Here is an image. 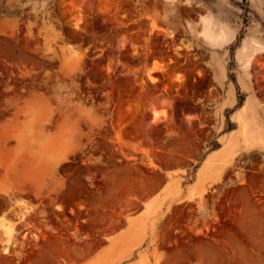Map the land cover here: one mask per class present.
<instances>
[{
    "label": "rangeland",
    "instance_id": "rangeland-1",
    "mask_svg": "<svg viewBox=\"0 0 264 264\" xmlns=\"http://www.w3.org/2000/svg\"><path fill=\"white\" fill-rule=\"evenodd\" d=\"M205 17L216 32L229 31V38L208 34ZM247 98L257 123L246 118L251 131L244 134L237 113ZM263 102L264 0H0V134L7 137L0 144V214L13 204L3 189L22 167L18 156L43 158L30 165L37 173L15 194L25 197L28 189L44 196L61 187L60 173L86 156L82 192L87 183L99 186L91 208L82 210L93 216L64 236L49 229L44 244L52 237L71 250L99 243L89 256L55 254L47 264H169L176 249L181 254L174 264H264L258 215L231 190L241 159L264 158ZM180 133L189 140L178 150ZM246 134L256 137L245 143ZM95 139L111 155L125 156L112 159L114 168L100 180L91 172L97 161L86 151ZM231 151V163H223V153ZM170 152L175 158L162 161ZM128 164L156 175L155 182L147 191L102 202L108 174ZM256 203L263 218L264 206ZM39 207L31 203L30 213L14 224L13 241L0 229V264H35L33 253L45 246L26 249L17 230ZM177 210L181 217L174 222ZM13 211L8 216L18 220ZM99 216L114 217L118 224L88 228ZM239 218L250 234L236 232L241 245L222 234L235 231ZM166 224L176 239L162 242ZM185 237H205L216 246L195 254L193 244L178 246Z\"/></svg>",
    "mask_w": 264,
    "mask_h": 264
},
{
    "label": "bare ground",
    "instance_id": "bare-ground-1",
    "mask_svg": "<svg viewBox=\"0 0 264 264\" xmlns=\"http://www.w3.org/2000/svg\"><path fill=\"white\" fill-rule=\"evenodd\" d=\"M204 23H205V25H203L204 30L207 31L208 34L209 33L211 34V32H213V35H214L215 39H217V40H222V39L223 40H227L229 38V36H230L229 31L220 30V31L216 32L213 29L214 21H212V19L205 17L204 18ZM251 102H252V100L248 99L246 101V103L242 105V107L240 109L241 111L237 113V117H238V119L240 121V124H241V126L243 128V133L244 134L247 133L248 131H251V126L249 127V124L246 123V121H245L246 118L247 119L251 118L253 120L252 122L254 124L257 123L256 115H255L256 113H254L255 109L252 110L253 105L251 104ZM249 112H251V113H249ZM80 133L81 132H79V134ZM235 135L236 134H234V136ZM53 136H56V135H53ZM245 136H246V137H244L245 138V140H244L245 143L253 141L255 139V137H256V136L247 135V134ZM51 137H52V135H51ZM118 137H120L119 134H118ZM46 138H47V136H46ZM234 138H232L231 140H233ZM6 139H7V137H6L5 134H0V144L1 143L4 144ZM175 140L177 142L176 147L178 148V150H181V149H183V144H185V142L187 140H189V135H187L186 133H180L175 138ZM234 143H233V145H234ZM37 144H35V146H34V142H33V144L31 145V148H33V147L36 148ZM48 144L49 143L47 142L46 145H48ZM44 146H45V144H44ZM38 147H39V145H38ZM176 153H174V151H173V154H175V156H176ZM171 154H172V152H170V155H168V156L163 154V155H161L160 158H161L162 161H169V160H171V158H175V157L171 156ZM180 155H181V157L184 156V154L182 156L181 152H180ZM233 155L234 154L232 153V151L223 153V163H231ZM177 157H178V155H177ZM18 158L20 160L19 162H20L22 167H21L20 170L16 169L14 171L13 178H12L13 179L12 180V182H13L12 185L9 186L8 188L3 189V191L5 193L9 194V196L10 195H15L16 193H23L25 187L27 186L28 179L31 180V177H33L32 176V172L34 171L33 173H35V174L37 173L36 172L37 169L35 171V169L31 168L30 165L37 164V163L40 162V160L42 162V159H43L42 157H40L39 155H36L35 153H28V154H25L23 156H18ZM177 159H179V158H177ZM150 164L155 165L152 159H150ZM39 165H40V163H39ZM38 169H40V168H38ZM41 170H43V169H41ZM156 177H157L156 175L155 176H153V175L151 176V175L144 174L142 169L140 168V166L138 167V166L133 165V164H130V165L128 164V165L123 166V167H121L119 169L113 170L112 172H110L108 174L106 180L104 181L105 182L104 185L106 186V189H107V194H105L102 197L101 201L102 202H108L109 201V202L115 203L118 200V197L120 198L126 192L131 194L135 190L140 189V188H144L146 190V189L151 187L153 182H155ZM39 179H41V178H39ZM253 179H254V177H253ZM251 182H252V180H251ZM29 183H31V182H29ZM236 188H238V187H236ZM1 189H2V187H1V184H0V191H2ZM203 190H206L205 186H203ZM247 190L245 188H243V187L239 188V189L235 190L236 191V195H238V196L240 195L243 198L242 199L243 201L241 200V202H239V203H243V205H247L245 207H248V209H249L248 211L249 212H253V213H256L258 215L257 218L255 219L256 220V222H255L256 226L255 227L257 229V232L258 231H262L264 229V223L262 224V221H264V217L262 218L261 216H259V213L262 212V211L259 212V210H260V209L258 210L259 204L256 205L257 201L254 203V202H252L253 200L252 201L250 200L251 201L250 202L246 198V196L249 195V194H247L248 193ZM232 192H234V191L232 190ZM19 196L20 197L18 199L14 198L15 203H17L19 209L17 211H13V214H16L18 216V220H12L10 218V216H8V212H10V210L12 209V207H10V206H9V208L7 210L3 211L0 214V229L2 230V233L6 236L5 239L7 241H13L14 240V224L16 222L20 221L21 218H23L24 216H26V215H28L30 213L28 206H31V202L27 198H25L23 195H19ZM238 196H236V197H238ZM261 204H263V206H264V203H261ZM234 205H235V203H234ZM262 209H264V207H262ZM213 212H215V211H213ZM215 213H214V215H215ZM172 216H173V218L171 220H173L175 222L176 220H178L181 217V210L175 211ZM97 217H96V219H94L90 223H88V228L89 227L90 228L91 227H98V225H101V223L103 224L104 222H107V224L110 223L111 225L112 224L115 225L116 223L118 224V222H117L118 219H116V218L114 219V217L113 218L109 217L107 219L104 218V217H101V216H99V218H97ZM242 221H243V219H241V218H239L236 221H234L233 222V227H234L233 229H235V231L232 230V229H224L222 231L223 236L226 237L231 242H236L239 245L243 244V241H241L242 243L240 242V240H239V238L237 236L238 234L236 232H239L240 234H242V235H244L246 237H250V234L247 232V230L243 226ZM6 222H9L8 226L7 227H3V224L6 223ZM110 224H109V226H110ZM155 228H156V224L154 222L153 225H152V231L153 232L155 231ZM162 230L163 231L160 232L161 233V239L160 240H162V242H165V241H167L169 239H173V238L176 239V237L173 234V232L168 229V225L167 224H166L165 228L162 229ZM195 231L200 232L201 229L197 228V229H195ZM84 235L87 236L88 235V231L85 230V234ZM36 238L37 237L35 236V239ZM85 242H84V244H85ZM98 243H99V240L88 241L85 245H83V246L81 245L82 246L81 248H78V249H75V250L74 249L71 250L68 247V243L66 241H63V240H60L58 238L52 237V238L47 239V241L45 242V247L43 249L33 253V258L36 259L35 264H47L49 262L54 261L53 256H51V255H55V254H62L63 256L68 257V258H74L77 254H79L80 256H86V255L89 256V254L93 253V251L95 250V247L98 245ZM178 243H179L178 246H181V245L185 246V245L193 244L195 246V248L193 250V252L195 254L200 253L201 251L205 250L206 248H210L212 246H216V245H214L215 243L213 241H210V240L206 239L205 237H197V238L192 239V241L190 240V238H186L185 237V239L182 238L181 240H178ZM22 246H23V244H21V247ZM2 250H3V253H5V254L10 252V249L7 246H4L2 248ZM242 251L246 253L244 248H243ZM179 254H181L180 250H178V249L174 250V252L169 257V260H168L169 264H174L175 255H179ZM29 256H31V255L29 254ZM160 258H161L160 253H156V261H158Z\"/></svg>",
    "mask_w": 264,
    "mask_h": 264
},
{
    "label": "flooded vegetation",
    "instance_id": "flooded-vegetation-1",
    "mask_svg": "<svg viewBox=\"0 0 264 264\" xmlns=\"http://www.w3.org/2000/svg\"><path fill=\"white\" fill-rule=\"evenodd\" d=\"M97 136L101 135L98 134ZM107 140L111 141L112 139L107 138ZM89 148L90 149L86 150L87 155H91L95 158L91 161H97V163H95V168L91 171L97 175L96 180L101 179L103 171L114 168L113 165L115 163L112 159H125L124 155L121 157L111 155L110 151L104 147L98 139H95V143L90 145ZM85 158L86 156L76 159L75 162L77 163L73 165V168L60 173L61 177L64 179L63 185L58 188H51L49 194L44 196L37 195L34 190H26L29 194L27 197H24L31 201L32 204L40 206L35 214H33V217L25 220L22 223V227L17 230L23 237L21 241L24 243L26 249L45 246L44 240L49 229L57 232L59 236H64L67 231L73 232L76 229L79 230L81 222H85L88 218L93 216L87 209L82 210V208H91L93 201L92 196L93 193L98 191L99 183H87L89 186L86 188L87 192H82L80 167L86 162ZM235 166L237 169H235L232 174L236 176L235 172H239L240 176L237 181L233 182L234 188L231 190L236 192L235 190L243 187L246 190L248 189L247 191L250 195H247L246 198L249 201L253 200L252 202L257 201L259 203H264V158L258 155L247 157L241 159L240 164ZM222 190L224 191V187ZM83 195L87 197L83 198ZM19 197V195H10L8 197V199L13 202V204L9 206L12 207L14 211L18 209V205L15 203L14 198L18 199ZM236 198L238 197H235L233 200ZM82 200H84V203H82ZM230 200L232 199L224 198V201ZM34 236L37 238L34 239Z\"/></svg>",
    "mask_w": 264,
    "mask_h": 264
}]
</instances>
